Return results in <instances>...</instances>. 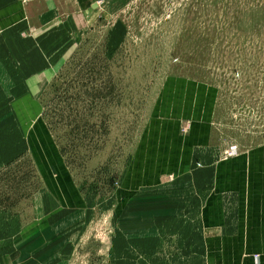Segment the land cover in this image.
I'll list each match as a JSON object with an SVG mask.
<instances>
[{
    "label": "crops",
    "instance_id": "0c3cea01",
    "mask_svg": "<svg viewBox=\"0 0 264 264\" xmlns=\"http://www.w3.org/2000/svg\"><path fill=\"white\" fill-rule=\"evenodd\" d=\"M57 1L0 0V171L37 142L42 81L75 43V17L91 18L81 7L65 20ZM216 94L187 78L165 82L106 206V247L88 232L98 205L55 180L43 153L45 189L25 213L0 209V264H264V141L227 143Z\"/></svg>",
    "mask_w": 264,
    "mask_h": 264
},
{
    "label": "rangeland",
    "instance_id": "374dc122",
    "mask_svg": "<svg viewBox=\"0 0 264 264\" xmlns=\"http://www.w3.org/2000/svg\"><path fill=\"white\" fill-rule=\"evenodd\" d=\"M57 3L65 20L81 7L91 20L79 25L75 17V43L53 57L62 60L36 95L43 108L37 142L28 149L23 143L0 171V209L27 211L47 185L39 175L45 156L70 194L74 189L98 205L88 232L106 247L112 229L106 206L168 79L216 90V123L227 143L246 148L264 141V0Z\"/></svg>",
    "mask_w": 264,
    "mask_h": 264
},
{
    "label": "built area",
    "instance_id": "2783aa9c",
    "mask_svg": "<svg viewBox=\"0 0 264 264\" xmlns=\"http://www.w3.org/2000/svg\"><path fill=\"white\" fill-rule=\"evenodd\" d=\"M185 129H182V131H184ZM237 154V150L235 148L231 149L230 151H228V153H226V157H232L234 155Z\"/></svg>",
    "mask_w": 264,
    "mask_h": 264
},
{
    "label": "water",
    "instance_id": "95a60500",
    "mask_svg": "<svg viewBox=\"0 0 264 264\" xmlns=\"http://www.w3.org/2000/svg\"><path fill=\"white\" fill-rule=\"evenodd\" d=\"M96 7H97L96 4L92 5V9H96Z\"/></svg>",
    "mask_w": 264,
    "mask_h": 264
}]
</instances>
